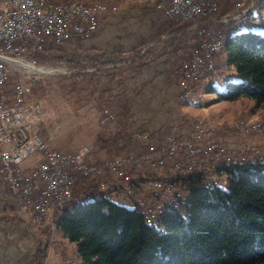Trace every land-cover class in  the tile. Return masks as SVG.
Listing matches in <instances>:
<instances>
[{
    "label": "rangeland",
    "instance_id": "1",
    "mask_svg": "<svg viewBox=\"0 0 264 264\" xmlns=\"http://www.w3.org/2000/svg\"><path fill=\"white\" fill-rule=\"evenodd\" d=\"M73 1L83 3L103 1L116 5L120 10L142 7L153 11L147 7L149 0ZM261 2L262 0H219L215 12L189 21L177 22L178 31L168 29L150 45L139 48L141 54L148 55L147 64L160 58L164 53L166 54V48H170L169 55L172 60L167 71L171 80L170 85L178 84L176 80L178 76L180 84L188 87L189 92L184 102L180 100L181 104L179 103L181 93L179 87V95L172 101L175 103L177 100L176 110L171 112V116H175L174 120L169 121L170 123L176 121L171 133L180 127L179 132H184V134L189 132L190 123L193 121L209 122L213 125V135L219 147L233 154L235 161L239 162H264V107H257L252 101L244 98L235 101L222 100L220 94L226 86L232 82H238L233 67L227 64L225 54L222 53L223 45L222 49L213 55L215 69L211 72L198 69L199 75L188 77L181 64L190 62L192 52L207 42L209 37L204 35L207 32L213 34L214 40L218 38L224 40L225 33L233 34L249 30L264 35V13L259 9ZM165 20L169 24L170 20L166 18ZM49 43L41 50L31 55L26 54L21 59L9 63L10 86L30 82L33 88L30 101L39 106L43 114V121L34 126L32 134L41 136L50 147L63 152H77L81 147H88L90 150L89 164L96 167L98 171V173L91 174L90 179L99 189L104 184L109 189L110 199L115 203L123 205L122 193H120L123 182L111 172L107 162L124 156L133 157L129 163L131 164L132 192L130 198L125 199L124 206L128 208L134 206L144 212L148 210L154 212L156 204L161 203L163 199V196H159L155 191L156 189L149 188L148 182L156 178L162 181L163 185L170 181L175 198L184 199L187 192L179 183V177L175 175L176 160L174 158L157 151L152 155L149 163L139 160L145 152L137 148V142L141 143V141L135 140L134 136L149 133L153 137V143L157 142L154 137L156 131L145 127L147 123L144 121L147 113L137 108V98L144 99L142 84L137 77L140 71L127 70L119 73L116 79L110 80L111 77L106 75V70L109 72L113 70L111 69L112 64L107 63L102 70L96 64L90 65L91 60L85 61V49L76 55L71 54L69 41L61 46L52 42L59 48L57 52L36 55L44 51ZM85 65H88L92 77L85 76ZM192 82L195 85L191 87ZM241 122L244 124L241 127L242 131L235 126V123ZM252 124H260V131H252ZM122 130L131 135V150L129 153L115 149L109 151L111 148L109 143H112ZM177 159L180 160L179 156ZM22 165L24 168V163ZM217 165L220 166V163ZM218 168L219 177L214 180H217L216 182L221 186H226L225 175H220ZM137 171L139 175H136ZM141 177L144 180L142 183L139 181ZM8 192L10 193L9 190ZM74 195L75 189L72 190V198ZM163 210H165L164 206L160 208L159 214ZM23 214L28 217L35 233L42 237L40 241L46 243V236H51L53 246L49 251L55 249L56 253L52 251L49 258L48 251L45 264L80 263L75 245L62 242L60 232L56 230L54 215L58 214L57 209L50 205L42 222L35 224L32 212L21 210L14 205L13 215L22 217ZM149 222H155V220L151 219Z\"/></svg>",
    "mask_w": 264,
    "mask_h": 264
},
{
    "label": "trees",
    "instance_id": "2",
    "mask_svg": "<svg viewBox=\"0 0 264 264\" xmlns=\"http://www.w3.org/2000/svg\"><path fill=\"white\" fill-rule=\"evenodd\" d=\"M259 9L264 13V0ZM169 25L178 31L177 22L170 20ZM85 39L73 36L69 40L72 55L83 50ZM221 42L225 60L238 78L220 94L222 100L244 98L264 107V35L252 30L225 33ZM58 50L50 42L36 55ZM169 50L167 47L165 52ZM104 55L108 53L101 52L100 56ZM116 56L122 60L111 63L110 72L105 69L110 80L127 70H140L148 62V55L140 49ZM98 58L89 64L102 70L107 63ZM91 74L85 65V76ZM176 80L181 104L184 91L178 76ZM175 125L176 121L168 123L154 133L158 146L165 147ZM131 139L127 131H120L109 143V151L129 153ZM137 148L147 152L141 143L137 142ZM218 170L225 175L226 186L204 184L203 177L197 175L179 177L187 196L165 206L155 222H148L136 207L113 202L89 177H80L74 183L73 198L54 215L56 230L75 244L79 264H264V162H240ZM46 237V243L40 241L37 251L23 264H45L53 246L51 236Z\"/></svg>",
    "mask_w": 264,
    "mask_h": 264
},
{
    "label": "built area",
    "instance_id": "3",
    "mask_svg": "<svg viewBox=\"0 0 264 264\" xmlns=\"http://www.w3.org/2000/svg\"><path fill=\"white\" fill-rule=\"evenodd\" d=\"M218 2L155 0L147 7L166 19L184 22L196 18V13L215 12ZM46 4H51V12L44 15L43 21L28 18V11L40 9H34L27 0H24V7L0 9V180L12 194L14 205L32 212L35 224L42 222L50 205L60 212L69 203L74 183L79 177L90 178L91 174L98 171L89 164L88 147H81L77 152H63L50 147L41 136L32 134L34 126L43 121V114L39 106L30 101L33 92L30 82L10 86L9 63L41 50L48 42L61 46L73 36L87 39L100 28L104 17L116 15L120 11L116 5L103 1L92 2L85 8L72 7L69 1L53 5L50 0H46ZM204 35L209 37L207 42L192 52L190 62L181 64L188 77L199 75L198 69L206 72L215 69L213 55L219 52L222 39L214 40L210 32ZM181 85L184 91L182 98H187L188 87ZM190 125V131L185 134L179 132L181 127L169 134L165 139V147L153 143L149 133L134 136L147 149L139 160L149 163L152 155L161 151L176 160V176L197 175L203 177L204 184L217 183L214 169L218 162H225L227 166L240 162L235 161L233 154L219 147L213 135V126H201L199 121H193ZM235 126L242 131L241 123H235ZM132 159V156H124L107 162L111 172L123 182L120 190L123 205L132 192L129 164ZM27 161L33 162L23 168L22 164ZM148 184L149 188L156 189L159 196H163L162 202L154 207V212L141 210L149 222L155 220L161 206L174 204L176 198L170 181L163 185L156 178ZM102 185L100 190L108 193L109 189Z\"/></svg>",
    "mask_w": 264,
    "mask_h": 264
},
{
    "label": "crops",
    "instance_id": "4",
    "mask_svg": "<svg viewBox=\"0 0 264 264\" xmlns=\"http://www.w3.org/2000/svg\"><path fill=\"white\" fill-rule=\"evenodd\" d=\"M141 8L120 10L116 15L104 17L101 28L85 39V43L82 44V49H85V61L99 56V61L108 64L118 63L122 58L116 56V53L125 54L150 45L170 28L160 13ZM101 52H107L108 55L101 57ZM110 54L115 55L110 56ZM171 60L167 52L160 58L150 61L142 69H137V72L140 71L137 77L142 84L144 94L143 100L137 98V108L147 113L145 127H149L152 131L162 129L175 117L171 116V112L176 110L177 100L175 103L172 101L177 99L179 91L177 85H170L171 80L167 71ZM236 79H238L237 75ZM33 161L25 162L24 168L29 167ZM136 175H139L138 171ZM142 177L139 179L140 183L144 182ZM13 209V196L1 184L0 264H23L27 257L37 251L42 239L32 229L28 217L25 214L22 217H15ZM59 235L62 242L70 243L61 234ZM52 251L56 253L55 249H51L49 258Z\"/></svg>",
    "mask_w": 264,
    "mask_h": 264
},
{
    "label": "bare ground",
    "instance_id": "5",
    "mask_svg": "<svg viewBox=\"0 0 264 264\" xmlns=\"http://www.w3.org/2000/svg\"><path fill=\"white\" fill-rule=\"evenodd\" d=\"M27 1L31 2L33 4L34 9H40V10L28 11V18L35 19V21H43L44 15L50 14L51 4H46V0H27ZM50 2L53 5H61V4L66 3V2H54L52 0H50ZM153 2H155V0H149V2H147V5L151 4ZM69 3L72 4V7H78V8H85V7H88V5L90 4V3H83V2H79V1H73V0L69 1ZM19 7H24V0H0V9L1 10L15 9V8H19ZM205 14H207V13H196V18L203 16ZM221 48H222V42H220V44H219V51L221 50ZM38 71H42V70L38 69ZM186 99L187 98H182L183 101H185ZM199 125H201V126H213L209 122L206 123V122H201V121H199ZM241 125L242 126L244 125L243 122H241ZM251 130L254 132H259L260 131V124H252ZM89 159H90V155H89ZM218 163H220V166L219 165L215 166L214 178L219 177V172L217 171L218 167L227 166V163H225V162H218ZM179 177H181V176H179ZM169 205H171V204H164L163 206L165 207V206H169Z\"/></svg>",
    "mask_w": 264,
    "mask_h": 264
}]
</instances>
